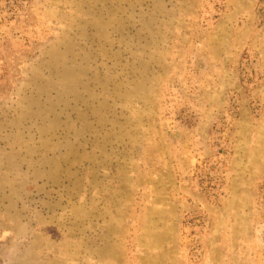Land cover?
Instances as JSON below:
<instances>
[{"label": "rangeland", "instance_id": "obj_1", "mask_svg": "<svg viewBox=\"0 0 264 264\" xmlns=\"http://www.w3.org/2000/svg\"><path fill=\"white\" fill-rule=\"evenodd\" d=\"M258 39L264 0H0V264H264Z\"/></svg>", "mask_w": 264, "mask_h": 264}, {"label": "crops", "instance_id": "obj_2", "mask_svg": "<svg viewBox=\"0 0 264 264\" xmlns=\"http://www.w3.org/2000/svg\"><path fill=\"white\" fill-rule=\"evenodd\" d=\"M261 41H262V39H258V43H259L258 45H259V46H260V47L263 49V53H264V47H263V46H264V44H263V43H261ZM223 65L225 66V65H226V63H224Z\"/></svg>", "mask_w": 264, "mask_h": 264}]
</instances>
